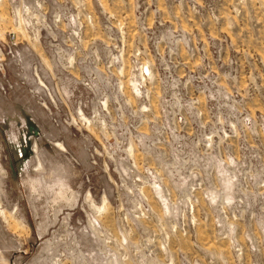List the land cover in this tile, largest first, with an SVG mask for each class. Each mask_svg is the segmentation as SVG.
Instances as JSON below:
<instances>
[{
	"label": "rangeland",
	"instance_id": "obj_1",
	"mask_svg": "<svg viewBox=\"0 0 264 264\" xmlns=\"http://www.w3.org/2000/svg\"><path fill=\"white\" fill-rule=\"evenodd\" d=\"M0 264H264V0H0Z\"/></svg>",
	"mask_w": 264,
	"mask_h": 264
}]
</instances>
